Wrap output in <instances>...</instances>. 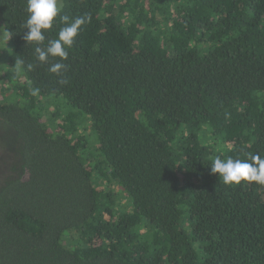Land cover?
Masks as SVG:
<instances>
[{
  "label": "trees",
  "instance_id": "1",
  "mask_svg": "<svg viewBox=\"0 0 264 264\" xmlns=\"http://www.w3.org/2000/svg\"><path fill=\"white\" fill-rule=\"evenodd\" d=\"M62 1L91 19L42 64L26 0H0L25 80L0 102V264H264V185L210 173L264 157V0Z\"/></svg>",
  "mask_w": 264,
  "mask_h": 264
},
{
  "label": "clouds",
  "instance_id": "2",
  "mask_svg": "<svg viewBox=\"0 0 264 264\" xmlns=\"http://www.w3.org/2000/svg\"><path fill=\"white\" fill-rule=\"evenodd\" d=\"M26 12L28 13L24 24L27 29L24 40L28 43H34L37 60L40 63H47L49 57L60 58L61 61L67 60L69 49L72 47L79 31L91 17L84 15L75 19L63 12L62 0H26ZM59 17V21L64 26L58 32V38L48 41L46 47H41L45 41V32L53 27L54 21ZM24 62L16 61L15 70L19 74L23 70ZM32 64L27 65L31 70ZM67 65L63 62L52 64L49 71L60 76L61 85L68 84L69 81L63 77ZM38 88L32 89V95L39 94ZM210 173L217 175L226 185H239L241 182L257 183L264 185V157L252 155L248 160L233 159L228 157L222 160L215 157L210 167Z\"/></svg>",
  "mask_w": 264,
  "mask_h": 264
},
{
  "label": "rangeland",
  "instance_id": "3",
  "mask_svg": "<svg viewBox=\"0 0 264 264\" xmlns=\"http://www.w3.org/2000/svg\"><path fill=\"white\" fill-rule=\"evenodd\" d=\"M12 53L13 48L11 47L10 41L4 32L0 16V102H2L3 99L10 98V95L13 94L16 89V87L9 81V78L12 77L14 83H22L23 85V82H25L24 79H18V76L12 72L13 69L10 64V57ZM43 106L46 109V112L44 113L46 115L52 113L54 110L52 102H47ZM82 130L88 131L89 124H86L85 126L83 125ZM12 136V131H10L7 127H2V125H0V175L14 162V153L10 148V139ZM118 201L120 203L122 202L124 206H127L128 204V199L125 197L123 198V196Z\"/></svg>",
  "mask_w": 264,
  "mask_h": 264
}]
</instances>
